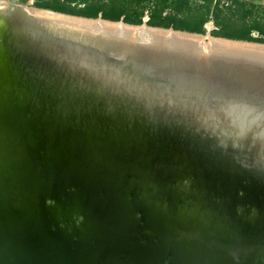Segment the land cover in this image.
<instances>
[{
	"label": "water",
	"instance_id": "95a60500",
	"mask_svg": "<svg viewBox=\"0 0 264 264\" xmlns=\"http://www.w3.org/2000/svg\"><path fill=\"white\" fill-rule=\"evenodd\" d=\"M63 18L145 26L157 29L148 36L162 37L93 28L77 33L57 21ZM147 21L136 26L101 14L91 19L20 0L0 2V237L5 245L9 238L16 243L30 210L45 221L38 226L35 251L51 250L59 246L56 238L67 232L72 237L71 228L79 231L91 218L94 199L115 195L118 207L130 209V182L145 188L152 206L160 205L159 222L169 238L183 241L194 226L186 208L205 210L202 218L219 238L212 236L209 251L199 255L187 244L177 246L185 264H194L193 257L197 264H264V237L258 240L255 230L264 232V51L243 45L252 42L213 37L211 30L202 35L150 27ZM168 31L228 43L204 49L209 41L164 37ZM182 99L189 100L178 104ZM177 114L208 130L199 162L190 160L194 144L174 134ZM20 130L30 136L18 161L13 133ZM159 150L162 156L152 162L163 168L151 165L152 170L144 159ZM171 152L182 156L170 180L165 165ZM15 201L20 208L11 207ZM130 211L144 228L147 219ZM256 217L258 226L251 223ZM12 251L5 253L12 257ZM173 260L165 254L162 264ZM58 262L64 264L61 254L48 260ZM12 263L26 262L18 256Z\"/></svg>",
	"mask_w": 264,
	"mask_h": 264
},
{
	"label": "rangeland",
	"instance_id": "374dc122",
	"mask_svg": "<svg viewBox=\"0 0 264 264\" xmlns=\"http://www.w3.org/2000/svg\"><path fill=\"white\" fill-rule=\"evenodd\" d=\"M4 1L10 0H0V2ZM55 1L57 0H20V3L27 4L30 2L28 6L36 7V3H53ZM59 1L63 3L66 0ZM234 1L238 2L235 5L239 6L241 11H250L254 17L262 18L264 16V4L254 3L253 0ZM77 3H80V1L78 0ZM205 3V0H186L185 7L196 10L200 6H205ZM144 4L145 5L143 6L151 12L157 10L158 7L160 8L161 6L165 8L167 7L166 13L174 12L173 9L175 6L174 2H165L164 0H146ZM229 4H231V0H213V4L210 8L211 13L212 11H215V15H226L229 13ZM83 6L84 4H80V7ZM147 17L148 16L146 14L144 18ZM213 17L214 16L210 17L211 20L208 23L209 25L206 26L208 30L216 28ZM210 22L213 23V25ZM98 23H100V21ZM101 23L107 24L104 22ZM120 26H123V29H128L124 25ZM133 29L135 31L139 30L140 34L143 33L145 35L147 32H149L148 34L157 32L148 30L146 27ZM164 33L170 34L171 32ZM171 34L184 35L177 33ZM252 34L254 37L260 36L258 31H253ZM196 38L199 40L206 39L204 37L201 39L202 37L200 38L198 36H196ZM215 40L217 39L209 38V41L214 42ZM243 45L247 47L248 45L257 47L255 44ZM261 47L263 48V46ZM13 136L16 148L15 156L19 161L22 157V149L27 146L30 134L26 130H20L17 133H13ZM172 154L175 153H169V155ZM178 162L179 161L176 158L169 157L165 168L168 169L172 166L174 167L175 174H177L176 170L179 171V167L177 166ZM81 194V201H84L87 192L82 191ZM116 201L117 198L115 195H110L103 201L94 199L93 202L96 211L95 213L93 212L91 218L81 224L79 231L71 228L72 237H69V233L67 232L65 233V236L62 235V237L56 238L59 242V246L51 250L35 251L36 248L33 247V244H36V239L38 238L40 231L39 227H42L45 221L43 219L37 220L36 215L31 213L30 210H27V213L22 217L23 222L20 223L23 225V230H17V233L14 235L17 242L15 243L16 240L9 238L5 239L7 244L5 245L4 238L0 237L1 255L6 256L5 252L8 251V249L13 248L12 257L14 261H16L19 256L23 262H26L25 264H52L48 263V260L52 258L54 259V257H57L60 254L64 264H99L100 262L101 264H139L140 261L137 258H139L142 262H147V264H162L163 258L165 257V254L163 253V246H165L166 243L163 242V239L157 241L155 238V228L158 225L162 231V235L168 240L170 233L166 231L167 226L162 225L158 220H154V223H150V220H146L144 228H141L139 227V224L133 220L130 209L125 208L126 210H124L123 206L118 207ZM64 202L63 210L69 208L67 201ZM20 205L22 204L19 201H15L11 207L17 206V208H20ZM160 243H162V245H160ZM174 244L176 246H180L183 245V241L179 239V237H176L174 239ZM102 247L107 248V253L103 254V251L100 253V249ZM110 252L111 255H114V258H111V256L109 257ZM57 264L62 263L58 262ZM172 264H181V262L173 260Z\"/></svg>",
	"mask_w": 264,
	"mask_h": 264
},
{
	"label": "trees",
	"instance_id": "16d2710c",
	"mask_svg": "<svg viewBox=\"0 0 264 264\" xmlns=\"http://www.w3.org/2000/svg\"><path fill=\"white\" fill-rule=\"evenodd\" d=\"M66 0L61 3L59 0L53 3H36V7L49 9L55 12L97 19L100 14L102 19L130 25L141 26L144 23L146 12H149L147 25L154 28H173L176 31L207 34V23L214 16L216 28L211 30V35L216 38L229 40L247 41L264 44V16L254 17L252 12H243L235 5L237 1L228 5L229 13L226 15H215L211 13L213 0H205V6L196 10L185 7L186 0H171L174 2V12H165V7H158L155 11H149L143 5L146 0ZM168 2L170 0H164ZM77 3V4H75ZM75 4V5H74ZM80 4H84L80 7ZM212 15V16H211ZM216 16V18H215ZM253 31H258L260 36L254 37Z\"/></svg>",
	"mask_w": 264,
	"mask_h": 264
},
{
	"label": "bare ground",
	"instance_id": "6f19581e",
	"mask_svg": "<svg viewBox=\"0 0 264 264\" xmlns=\"http://www.w3.org/2000/svg\"><path fill=\"white\" fill-rule=\"evenodd\" d=\"M29 3H27V5H29ZM19 14H21L23 16V13L21 11H19ZM58 22L60 23H63V24H69V25H64L66 27H69V28H72V29H76L77 33H78V30L80 31L79 33H83V28H93L95 30H100V29H104L106 31H109V32H120L122 34V32H124V30H126V34L128 35H132L134 34V36L140 38V37H143V38H149V37H152V36H148L147 34L149 32H147V34H143L140 30V32L142 34L139 33V30L138 31H135L133 28H144L145 26L143 27H129L128 25H124V24H120V23H117V24H114V23H108V22H104V23H107V24H102V25H97L99 24L98 22L96 21H91L90 23L89 22H84V21H73V20H70V19H67V18H63V19H57ZM100 22H103V21H100ZM124 25L126 26L128 29H123V26H120V25ZM133 29V30H132ZM146 29L148 30H151V31H157V29H153V28H149V27H146ZM168 32H171V33H174L172 31H168ZM165 34L164 37H172V35H175V34ZM177 34H184V33H177ZM188 34H184V35H180L181 38H185V37H188V38H192L196 41H209V38L210 39H214V38H211V37H204L206 39H203V37L201 39L203 40H199L198 38H196V36L194 35H190V36H186ZM158 38V37H162L161 35H158V34H155L152 38ZM175 38V36H173ZM192 39H187V41H192ZM208 39V40H207ZM218 42V43H217ZM200 43H204V42H200ZM225 43H228V42H225V41H222V40H215L214 42L212 41H209V43L207 44H204L202 45L201 47L204 48V49H209V47L213 48V45L214 46H220L221 47H225L227 44ZM246 44V43H245ZM248 44V43H247ZM250 44H254V43H250ZM201 45V44H200ZM257 45V47H254V46H250L248 45V47H251V48H256V49H259V50H255V51H264V45H259V44H255ZM259 46V47H258ZM263 46V48L261 47ZM236 48H241V44L239 45H236L235 46ZM194 86V85H193ZM97 96H99L100 94L99 93H96ZM181 100V98H178ZM189 99H185L182 101H179L178 104H181V102L183 101H187ZM191 101V100H190ZM177 102V101H175ZM190 104H194L192 103V101L190 102ZM149 113H151V115H153V112L151 110L148 111ZM89 120H91L92 122H98L99 119H97L95 121V118H88ZM173 123V128H174V134L176 136L179 137V139H182L186 145L188 146V144L190 142L191 145L194 144V146L196 147L195 149V156L192 157V159H190L191 161L193 162H199L198 159H200L202 156H203V152H205L206 150V147L208 145V139H206V132L208 130L204 129L205 126H201L202 124H195L193 123L191 120L189 119H186V118H182L179 114L175 115L174 116V119L172 121ZM171 123V124H172ZM193 123V124H192ZM106 125L104 124V126L102 125V128H105ZM226 149L228 151H231V149H233L232 145L229 146H226ZM171 153H174V152H171ZM170 153V154H171ZM161 157V150L159 151H155V152H149L147 155H146V160L147 163L146 165L150 168H163V167H155V164L153 165V162L152 160H155V158L157 157ZM182 156V155H181ZM181 156H178L177 154H172L170 155L169 157H173V158H176L178 161H181ZM152 165V166H151ZM172 167V166H171ZM169 167V171H167V173H171L170 175V180L173 178L172 177V174L173 175H177L175 174L174 172V167ZM152 168V170H153ZM180 168V167H179ZM165 169V168H164ZM129 170V169H128ZM172 170V171H171ZM147 172V171H146ZM141 173L142 174V178H146L148 173ZM176 172L178 173V170H176ZM151 173V177L153 176V173L154 171L150 172ZM131 177V175H130ZM128 179V178H127ZM130 181V179H128ZM131 186V188L129 187ZM129 191L131 193V207H130V210H134L136 211L138 214L140 213L142 216H144L147 220H150V223H154V220H164L162 218V216L160 214H158L157 212L161 213V207L160 205H156L153 203V206L150 204V202L148 201V198L147 196L145 197L146 193H145V188L143 187L142 189H139V187L137 186H134V185H130V182H129ZM145 186V185H144ZM122 189L120 190V193H121ZM145 194V195H144ZM168 211V210H167ZM186 211V217L187 219L194 225V226H189L187 228V237L183 240V244H187L189 247L192 248L193 250V254L194 255H199L200 253L202 252H208L209 251V248L211 247V237L214 236V237H217L219 238V236L216 235V233L214 234L213 231H212V225L209 224V219H203V214L202 213H206L204 209L202 208H196V207H190V208H186L185 209ZM163 213V212H162ZM189 216V217H188ZM206 216V215H205ZM183 217V216H182ZM207 217V216H206ZM202 222V224L198 225V227L196 228V225L198 224V222ZM212 221V220H211ZM261 222V219L259 217H256L252 220V224L254 223L256 226H258V224ZM214 227V226H213ZM196 228V229H195ZM156 232H159L160 231V228L158 227V225L156 226L155 228ZM167 230V229H166ZM257 231V234L259 235V239H263L261 238L264 237V232L260 233L257 229H255ZM229 233H231L230 230H228ZM10 232L13 234V229H10ZM161 235H162V232H161ZM172 235V234H171ZM163 236V235H162ZM173 237V235H172ZM163 242L166 243L165 247L163 248V253L165 254H171L173 257H175V260L176 261H180L181 264H185L184 261H183V258L179 255V253H177V246L174 244V238H168V240L163 236ZM162 242V241H161ZM160 245H162V243H160ZM6 256H3V255H0V264H14L12 263V257L9 253H5ZM193 257V256H191ZM187 261H189L190 259L189 258H186ZM194 264H197L198 261L195 257L192 258Z\"/></svg>",
	"mask_w": 264,
	"mask_h": 264
},
{
	"label": "crops",
	"instance_id": "0c3cea01",
	"mask_svg": "<svg viewBox=\"0 0 264 264\" xmlns=\"http://www.w3.org/2000/svg\"><path fill=\"white\" fill-rule=\"evenodd\" d=\"M171 1V0H170ZM231 2H233V0H231ZM254 3H258V4H264V0H253ZM167 9V7L165 8ZM166 12V10H165ZM145 19V18H144ZM211 23V22H210ZM213 25V23H211ZM206 25H209L208 23Z\"/></svg>",
	"mask_w": 264,
	"mask_h": 264
},
{
	"label": "built area",
	"instance_id": "2783aa9c",
	"mask_svg": "<svg viewBox=\"0 0 264 264\" xmlns=\"http://www.w3.org/2000/svg\"><path fill=\"white\" fill-rule=\"evenodd\" d=\"M146 14H147V16H148L147 19L149 20V12L147 11Z\"/></svg>",
	"mask_w": 264,
	"mask_h": 264
}]
</instances>
